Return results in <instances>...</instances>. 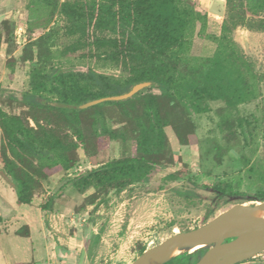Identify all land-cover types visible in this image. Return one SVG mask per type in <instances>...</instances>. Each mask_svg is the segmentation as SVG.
<instances>
[{"label":"trees","instance_id":"16d2710c","mask_svg":"<svg viewBox=\"0 0 264 264\" xmlns=\"http://www.w3.org/2000/svg\"><path fill=\"white\" fill-rule=\"evenodd\" d=\"M27 7L30 28L46 27L58 15L68 43L57 52L41 51L30 68L28 89L9 93L30 110L43 111L55 127L43 125L32 114L33 126L27 117L7 112L0 104V168L15 184L18 203L30 204L44 181L74 170L79 147L91 157L119 142L123 154L70 177L68 182L78 193L121 192L147 181L154 171L180 163L179 155L168 147L167 126L173 128L179 144L198 147L203 166L210 163L209 172L220 164L234 169L232 154L258 181L254 196L240 191L241 181L234 178L218 179L213 186L216 192L264 200V160L256 156L258 139L264 146V116L244 109L260 98L264 73L254 70L232 37L237 27L264 32V0H226L220 33L211 36L216 47L207 55L190 52L195 23L200 24V34L207 26V13L194 0H28ZM70 55L112 65L120 73H106L93 65L83 70L72 64H53ZM140 82L149 85L132 96L82 107L89 100L127 92ZM4 89L0 87V94ZM107 106L123 115L124 126L107 123ZM173 108L185 116L196 143H189L187 134L179 130ZM202 118L213 123L208 133L200 132L195 122ZM165 177L179 180L184 174L175 170ZM53 206L51 195L41 208L47 211ZM2 221L0 215V233ZM144 250L141 247L140 253ZM205 250L181 254L163 264H194Z\"/></svg>","mask_w":264,"mask_h":264},{"label":"rangeland","instance_id":"374dc122","mask_svg":"<svg viewBox=\"0 0 264 264\" xmlns=\"http://www.w3.org/2000/svg\"><path fill=\"white\" fill-rule=\"evenodd\" d=\"M194 1L199 10L207 13V26L200 34V24L198 21L195 23L190 52L196 55L211 54L216 47V42L211 36L219 35L223 17L208 12L209 0ZM27 2L28 0H0V87L5 88L4 93L0 94V104L7 112L27 117L33 126L35 122L32 114L43 125L55 127L56 123L47 120L43 111L30 110L22 102L9 97L10 92L18 93L28 89L30 68L41 51L57 52L68 43L62 33L64 21L58 15H55L46 27L30 28L27 21L30 13ZM226 11L227 8L225 15ZM19 26L22 28L20 33ZM232 37L254 70L263 74L264 32L237 27ZM53 64H72L83 70L93 65L97 70L106 73H120V69L112 65L92 64L89 60H79L72 55L59 61L55 59ZM260 88V98L244 109L261 117L264 116V80ZM215 105L216 103H212V106ZM173 114L174 118L178 115L179 130L187 134L186 140L196 143L197 136L185 122V116L178 113V110H174ZM104 115L110 126L120 127L125 124L123 115H119L114 106H107ZM195 122L200 124V132L208 133V130L213 128V123L208 119H196ZM59 129L64 130L62 126H59ZM165 132L170 152L179 155L180 163L167 164L154 171L147 181L131 185L121 192L109 189L89 190L80 194L68 182L75 173L96 166L111 157L121 156L123 145L119 142H112L109 147L91 157L79 147L77 167L69 174H54L49 181H44L43 188L31 204L18 203L15 184L0 168V215L3 217V233L13 232L19 225L17 214L22 212L28 213L29 218L26 219H29L32 225L29 237L17 236L14 233L10 238L1 236L0 248L5 261L8 264L10 261L31 264H130L141 254V247L147 249L174 233L202 225L203 217L207 213L209 221L234 204L243 203L236 208L259 204L261 200L257 197L248 199L224 195L213 189L218 179L234 178L235 181H241L240 191L254 196L258 181L249 175L246 168L241 167L232 154L229 156L234 161V169L228 170L224 164H220L213 166L211 173L207 169L210 163L206 162L207 167L201 163L200 151L196 145L179 144L171 126H167ZM2 136L0 128V143ZM257 143L260 144V150L256 156L264 160L261 139H258ZM187 169L190 173H187ZM175 170L182 172L184 177L179 180L166 179L165 175ZM225 170L226 173H223ZM191 176L195 178L193 182L188 180ZM51 195L54 196L53 209L41 210L39 206ZM186 253L192 252L182 254ZM239 263L264 264V251L246 257Z\"/></svg>","mask_w":264,"mask_h":264},{"label":"water","instance_id":"95a60500","mask_svg":"<svg viewBox=\"0 0 264 264\" xmlns=\"http://www.w3.org/2000/svg\"><path fill=\"white\" fill-rule=\"evenodd\" d=\"M207 9L210 13L224 17L226 0H209ZM148 85L149 82L136 83L127 92L89 100L82 107L107 99H125ZM241 204H234L196 228L174 233L159 244L145 249L130 264H163L167 260H162V254L173 246L189 250L192 246L204 245L199 249L207 248V251L194 264H216L219 260L223 261L222 264H235L246 257L262 253L264 251V218L234 215L236 206ZM248 207L264 209V200Z\"/></svg>","mask_w":264,"mask_h":264},{"label":"bare ground","instance_id":"6f19581e","mask_svg":"<svg viewBox=\"0 0 264 264\" xmlns=\"http://www.w3.org/2000/svg\"><path fill=\"white\" fill-rule=\"evenodd\" d=\"M248 206L249 205H245V206H239L238 208H235L234 215L240 216V217H246V218H257V219L264 218V209L249 208ZM202 246L204 245H195V246H192L189 250L182 249L179 246H173L167 249L166 251H164V253L162 254V260L168 261L169 259L179 256L186 251H189V252L195 251ZM222 263L223 261L219 260L217 261L216 264H222Z\"/></svg>","mask_w":264,"mask_h":264},{"label":"crops","instance_id":"0c3cea01","mask_svg":"<svg viewBox=\"0 0 264 264\" xmlns=\"http://www.w3.org/2000/svg\"><path fill=\"white\" fill-rule=\"evenodd\" d=\"M39 207H40L41 210H43L41 208V206H39ZM43 211H46V210H43ZM50 216L51 215H49V221H50V226H52V224H51V217ZM26 218H29L27 212H22V213L17 214V219H20L19 220V225L13 230V232L12 231H9V232H6V233L4 232L3 233L2 228H1L0 239H1V236H3V235H4V238H6V237H9L10 238L13 235L12 233H14L17 236L21 235V236L29 237L30 234H31V226L32 225H31L30 220L29 219H26ZM1 227H2V225H1ZM0 264H8L5 261V259L3 258V254H2L1 248H0ZM9 264H31V262H15V261H10Z\"/></svg>","mask_w":264,"mask_h":264},{"label":"built area","instance_id":"2783aa9c","mask_svg":"<svg viewBox=\"0 0 264 264\" xmlns=\"http://www.w3.org/2000/svg\"><path fill=\"white\" fill-rule=\"evenodd\" d=\"M19 31H22V28H21V26H19V30H18V32H19ZM19 33H20V32H19Z\"/></svg>","mask_w":264,"mask_h":264},{"label":"flooded vegetation","instance_id":"af4514ba","mask_svg":"<svg viewBox=\"0 0 264 264\" xmlns=\"http://www.w3.org/2000/svg\"><path fill=\"white\" fill-rule=\"evenodd\" d=\"M206 251H207V248H206L205 252H206ZM205 252H204V254H205ZM204 254H203V255H204ZM203 255H201V257H202ZM201 257H200V258H201ZM200 258H199V259H200ZM197 261H198V260H197ZM195 263H196V262H195Z\"/></svg>","mask_w":264,"mask_h":264}]
</instances>
